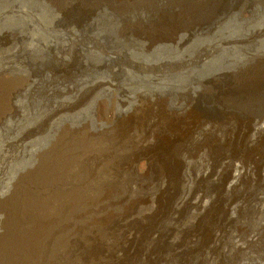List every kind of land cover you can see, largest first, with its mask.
Masks as SVG:
<instances>
[{"label": "rangeland", "instance_id": "1", "mask_svg": "<svg viewBox=\"0 0 264 264\" xmlns=\"http://www.w3.org/2000/svg\"><path fill=\"white\" fill-rule=\"evenodd\" d=\"M232 2L0 0V264H264V130L252 136L242 126L254 113L236 112V131L226 121L180 139L177 125L170 128L172 119L185 116L183 96H197L198 86L207 90V80L227 79L242 91L261 86L264 7L254 13L243 6L238 15L218 19ZM84 18L91 24L88 63L77 32ZM214 19L217 28L205 31ZM62 20L71 22L65 33ZM103 34L140 43L143 53L133 51L129 60L139 73L126 74L134 84L100 78L84 87L45 89L50 102L36 104L29 67L52 77L77 66L118 71L106 63L111 53L100 42ZM254 41L260 50L243 59L242 46ZM167 65L180 72L160 77ZM210 69L215 73L204 81L182 86ZM198 110L213 114L207 104ZM260 111L264 102L254 109ZM211 151L242 153L259 164L225 191L223 168L209 177L199 173L209 168ZM167 161L172 170L161 178ZM187 192L208 200L206 209L175 207Z\"/></svg>", "mask_w": 264, "mask_h": 264}, {"label": "bare ground", "instance_id": "2", "mask_svg": "<svg viewBox=\"0 0 264 264\" xmlns=\"http://www.w3.org/2000/svg\"><path fill=\"white\" fill-rule=\"evenodd\" d=\"M209 4H211V3H209ZM243 6H247V7L251 6L252 9H253V11H254V13H255V11L259 10L260 8L262 9L264 7L263 4L262 5L254 4V2L252 0H233L232 3H230V4L227 3L226 5H224V7L222 8V12L219 14V16H221V17H219L218 19H220V18L222 19V17H224L226 15L227 16H230L232 14L233 15H238V13L240 11V8L243 7ZM234 10H235V12H233ZM142 11H144V10H142ZM254 13H253V15H254ZM164 19H165V17H164ZM218 19H214L210 24H207L206 26H204L205 31L211 32L214 28H217L216 21ZM75 22H77V21H75ZM69 23H71V22H69L67 20H62L61 22H59V27H60L61 30L63 29V32L64 33H65V31L66 32L69 31V29L67 27V25ZM79 25H80V28H79V30L77 32L82 34V36H81L82 56L81 57L83 59V62L88 63V61L86 60V57H85V54H87V52H88L87 51L86 42H88V41L90 42L92 40V38H91L92 36H86V33H87L88 27L91 24H90V22H88L87 18H84L83 22L81 21L79 23ZM167 25H166V27H167ZM100 29H102L103 32H106L108 30L107 23L106 24L103 23L101 25ZM100 37H101V39H100L101 44L103 46H105L107 49H109V52L111 54H113V56L111 54H109L105 58L106 61H107L106 63H108V65L110 64L111 66L112 65L115 66L114 69H118V71L114 73V70H112L111 68H108V67H103V68H98V67H96V68H86V67L77 66L71 72L70 71L69 72L68 71H65V74H61L59 76L52 77L50 70H47V71H46V69L43 70V68H41L40 66L39 67L38 66L37 67H29L28 66L29 67V68H27L28 73L31 76H33L34 82L36 84V96H37V98L34 99V102L36 104H38L40 107H42V105L45 106V105H47L50 102V100L48 98V94L46 95V94L43 93V91L45 89L52 90V89H55V88H58V87L59 88L61 87V89H64V88H66L68 86H71V87L73 86L74 88L84 87V86L88 85L90 82L96 81V80H98L100 78H103V79L105 78L107 80L114 79L118 84L121 85L120 87H122L124 85L127 86V85L132 84V83L134 84V82H133L134 80L133 79H128L126 74L132 73V74L138 75L137 73H139L137 70H134V68H132L131 62L129 60H130V57H132L131 52L137 51V52L143 53V51L140 50V45H139L140 43L137 42L134 39L124 40L122 38H118V37H115V36H114V38H112V36H108L107 34H103ZM198 38H200V36H196L194 38V40H196ZM194 40L192 41V43L188 47H193L192 44H193ZM258 42L259 41H254L252 43H249V44H246V45L242 46V58L243 59L245 58V55L247 53H249V52H253L254 53V52H257L258 50H260V48L257 47V43ZM231 47H236V46H230V48ZM166 49H167L168 55H172L173 50L172 49H169V48H166ZM222 49H225V48H222ZM219 52L220 53H217L216 56H215L217 59L222 55L221 54L222 51H219ZM220 60H221V58H220ZM220 60H219V62H220ZM49 62H50V58L48 59V61H46V63H49ZM230 65H231V63H227V66H230ZM200 66H201L200 64L199 65H194V67L191 70L192 71H196V70H198V69L201 68ZM176 72H180V71H176V70H174L173 67L171 68V67H169L167 65V66H164L163 69L161 70L160 77H163L164 78L165 76H167L169 74H172V73H176ZM213 73H215V71L210 69L207 72H203L201 74L191 75V76H189L186 79V81L182 84V86L185 85V84H192L193 86H195L200 79H202L203 77H205L207 75L213 74ZM95 75H98V76L97 77H94L93 79L91 78V80H88L87 79L88 76L92 77V76H95ZM260 76H262V74ZM262 78H264V76ZM207 82H209L208 86L210 85V87H208L207 90L205 89L203 91L202 86L200 88L198 86V91L199 92L197 93L198 94L197 96H196V94H194L195 96L193 95V96L187 98L186 96H183L182 95L185 98H183L184 101L182 102V104L179 107L183 108V110L185 111L184 112L185 113V116L183 118H180L178 116L176 118L177 120L176 119H172L174 121L170 123V128L173 127V129L177 125L176 126V129H178V130H176V129L175 130H176L177 134H181L180 135V139L182 137L188 135L190 133V131H194L197 128L200 129V127H202V125H206V126H209V127L212 126V125L218 126L219 124H222V123H224L226 121H230V122H228V124H230L231 125V128L234 131H236L238 129V127H237L238 126V118L235 115H236V112H239L241 110L242 111H244V110L247 111L245 113H242V117L243 118L246 116V113L248 114V112H250V111H252L254 113V116H252L253 117L252 120L250 119L251 117L249 119L242 120V126L246 129V132H251V135H252L254 133L255 134H258L256 132L257 131L259 132V130H262V129L264 130V111L254 112L255 107L259 103L264 102V79H263L262 82L259 83V85H261V86H255V87H252V88L245 87L243 89H246V88H248V89L243 90V91H242V88H240V89H234V88H232L231 85L229 86L228 84H230V82L227 83L228 82L227 79H223L222 78V80L220 82L214 83V84L212 83L213 81L210 82V81L207 80ZM195 92H197V91L195 90ZM238 101H240V103ZM241 102H242V104H241ZM206 104H207V106H208L209 109L213 110L212 111L213 114L212 113H208V112H203L201 110H198L199 107H201L203 105L206 106ZM227 114L233 115L234 117H226ZM173 117H174V115H173ZM169 118L170 119H168V120L171 121V117L170 116H169ZM166 123H167V121H166ZM224 125H226V123H224ZM232 129H229L228 130V132L230 131V134H233V130ZM171 131H172V129H171ZM174 137H176V136H174ZM187 139H189V138H187ZM249 140H251V139H249ZM166 144H168V143H166ZM192 148H194V147H192ZM199 148H198V150H199ZM206 148H209V145ZM246 151H247V149H246ZM190 152H191V150H190ZM190 152H189V154H190ZM211 152H212V154L210 153L211 156L209 157V159H210L209 160L210 161L209 162V168L208 169L205 168L203 171H201L199 173L202 175V177H206V176L209 177V175L212 176L213 172H215V171L218 172L220 169L223 168L224 171H225V173H226V174H224L226 176L225 177L223 176V179L226 178L223 181V189L225 191H230V190H233V189L239 187L242 184V178L248 173V171L253 170L254 167L257 169L256 165L259 164V163H257L256 160H253L250 156L249 157H246V156L242 155V153L240 155L239 154H232V153L228 155V153H226L223 156L222 155L219 156L218 154L215 153V151H211ZM169 153H171V152H169ZM196 153H197V151H196ZM207 154H209V153H207ZM252 156H253V154H252ZM254 159H255V157H254ZM260 163H261V161H260ZM171 164L172 163H170L168 161H167V163H163V165L166 168L161 165V168H160V176H161V178L163 177V175L165 176L167 174L166 173V170L167 171L169 169L172 170L171 167L170 168H167V166H169ZM145 165H147V164H145ZM176 168H178L177 165H176ZM173 174L175 175V173H173ZM168 175H170V174H168ZM248 175L250 176V174H248ZM196 176H198V174ZM173 178H171V179H173ZM168 187H170V186H168ZM175 187H176V185H175ZM185 188H186V185H185ZM187 191H189V190H187ZM211 198H213V196H211ZM260 199H262V198H260ZM174 202H175L174 203V206L177 207V208L180 207V206H182L183 204H189V206H191L198 213V212H200L198 210H203L204 211L206 209L207 204H208L209 201L208 200H205L200 195H198V196L197 195L196 196H194V195L191 196L187 192L186 194L184 193L181 196H179ZM209 205H211V203ZM225 207L227 209H229L230 207L233 208L234 206H232L231 204H225ZM234 209L235 208H233V210ZM195 226L196 225H194V227ZM198 235L200 236L201 234L198 233ZM210 235H211V230L209 231V235L205 232L203 234L204 240L208 239ZM175 236H173V238H175ZM170 239H172V238H170ZM180 240L182 241V239H180ZM190 243H191V241H190ZM187 244H189V243H187ZM167 245H169V243ZM172 245H169V247L171 246V248H172ZM163 248H165V247H163Z\"/></svg>", "mask_w": 264, "mask_h": 264}]
</instances>
